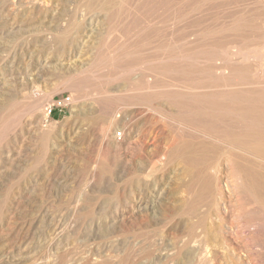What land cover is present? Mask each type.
I'll return each instance as SVG.
<instances>
[{"label":"rangeland","instance_id":"obj_1","mask_svg":"<svg viewBox=\"0 0 264 264\" xmlns=\"http://www.w3.org/2000/svg\"><path fill=\"white\" fill-rule=\"evenodd\" d=\"M91 1L0 0V264H264L167 158L170 93L264 89V0Z\"/></svg>","mask_w":264,"mask_h":264},{"label":"bare ground","instance_id":"obj_2","mask_svg":"<svg viewBox=\"0 0 264 264\" xmlns=\"http://www.w3.org/2000/svg\"><path fill=\"white\" fill-rule=\"evenodd\" d=\"M244 53L238 48L236 54H241L246 63L252 55ZM233 66V71L239 69L236 63ZM169 96L172 98L170 104L180 107L177 115L194 125L193 128L202 129L189 132L179 143L175 141L169 156L166 155L168 161H172L173 156L182 158L193 176L194 172H200L196 180L205 186V191L194 198L193 211L208 203L209 196V203L215 205L226 202H223L224 191H236L242 201L238 205V219L245 221L246 230L253 227L256 237L264 239V89L195 95L170 93ZM222 179L223 187L220 186ZM202 222L200 219L199 223ZM196 226L199 225L192 226L193 229Z\"/></svg>","mask_w":264,"mask_h":264},{"label":"built area","instance_id":"obj_3","mask_svg":"<svg viewBox=\"0 0 264 264\" xmlns=\"http://www.w3.org/2000/svg\"><path fill=\"white\" fill-rule=\"evenodd\" d=\"M70 98H66V101H69ZM60 105L59 102H53L51 104H49L46 108V115L49 117L50 114H52L53 110H55L56 107H58Z\"/></svg>","mask_w":264,"mask_h":264}]
</instances>
